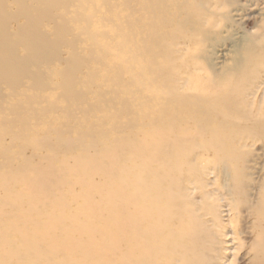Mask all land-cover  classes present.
Segmentation results:
<instances>
[{
	"label": "rangeland",
	"instance_id": "374dc122",
	"mask_svg": "<svg viewBox=\"0 0 264 264\" xmlns=\"http://www.w3.org/2000/svg\"><path fill=\"white\" fill-rule=\"evenodd\" d=\"M263 26L264 0H0V264H68L49 254L62 229L94 222L89 205L125 202L89 179L125 196L129 179L160 165L143 160L163 126L205 134L184 138L182 170L202 146L227 152L199 165L242 194L233 231L247 244L264 200V121L242 115L232 89ZM90 157L109 179L78 172Z\"/></svg>",
	"mask_w": 264,
	"mask_h": 264
},
{
	"label": "bare ground",
	"instance_id": "6f19581e",
	"mask_svg": "<svg viewBox=\"0 0 264 264\" xmlns=\"http://www.w3.org/2000/svg\"><path fill=\"white\" fill-rule=\"evenodd\" d=\"M195 6L196 9L192 8L198 13L197 5ZM259 33L260 37L259 34L256 35L258 40L255 39L256 41L251 44L257 45L255 49L258 51L256 52L253 46V49L244 52L245 56L241 57L240 67H236L234 72L239 79L235 78L237 80L232 89L236 103L242 108V115H249V121L254 122L255 125L264 121V26ZM234 68H231V71H235ZM195 70L198 71L197 68ZM229 72L225 76L231 83L234 75ZM188 79L183 80L181 89L189 82ZM207 84L208 82H205L201 89L206 91L209 87ZM216 87L218 86L213 89ZM204 135L191 129L177 132L168 126L156 131L149 139V146L155 142L154 149L148 152L143 163L150 166L159 160L160 165L147 167L148 169L141 174L129 179L125 196H123L125 189L121 194L118 188L113 191L112 185L109 186L110 188L96 185L90 178L89 187L97 189L98 192H104L103 189L106 188L108 194L120 196L125 202L112 203L104 206L103 209H95L94 204V206L89 205L85 214L94 217L95 221L87 224L86 222L79 224V220L73 221L74 225L71 224V228L61 231L62 244H57L55 241L50 243L49 254L69 256L68 264H87L89 260L93 264H264V200L257 206L258 212L252 223L249 242L244 244L240 235L233 231V224L236 222V200L241 199L242 194L237 190L231 191L229 195L226 194L224 187L217 185L214 171L211 169L205 171L199 165L201 159L205 158L202 155L215 156L214 154H227V152L211 145L202 146L204 153L186 161L183 170L175 162L181 155L180 148L184 138L192 139L196 136L204 138ZM113 146L112 148L115 149ZM101 152L99 154L105 157L107 150ZM188 153H184V157H187ZM90 159L78 167V172L94 168V159L93 157ZM93 171L105 180L110 178L109 170L102 167L91 169L92 176ZM190 173L203 177V180L195 181ZM36 183L38 184L39 181L34 182V186H38L42 191V185ZM201 188H209L211 191L203 192ZM198 196L202 200L196 201L195 198ZM76 215L75 218L79 216ZM73 251H78L81 258L71 260Z\"/></svg>",
	"mask_w": 264,
	"mask_h": 264
}]
</instances>
